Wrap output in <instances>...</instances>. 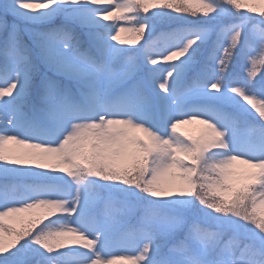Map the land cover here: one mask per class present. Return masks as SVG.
Returning <instances> with one entry per match:
<instances>
[{
	"label": "snow or ice",
	"instance_id": "snow-or-ice-1",
	"mask_svg": "<svg viewBox=\"0 0 264 264\" xmlns=\"http://www.w3.org/2000/svg\"><path fill=\"white\" fill-rule=\"evenodd\" d=\"M0 264H264V0H0Z\"/></svg>",
	"mask_w": 264,
	"mask_h": 264
},
{
	"label": "rangeland",
	"instance_id": "rangeland-1",
	"mask_svg": "<svg viewBox=\"0 0 264 264\" xmlns=\"http://www.w3.org/2000/svg\"><path fill=\"white\" fill-rule=\"evenodd\" d=\"M125 35H126V34H124V33L121 34L122 37H124ZM129 47H135V46H129ZM201 127H202L201 125H199V124L193 122V123H191V124L181 125V126H180V130H181V131H184V132H186V133H189V134H191V135H197V134L199 133ZM258 210H259V209H258ZM114 254H116V255H123V254H125V253H122V252H120V251H115Z\"/></svg>",
	"mask_w": 264,
	"mask_h": 264
}]
</instances>
